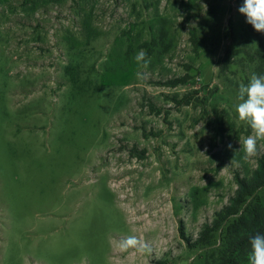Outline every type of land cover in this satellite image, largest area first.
<instances>
[{"label":"rangeland","instance_id":"374dc122","mask_svg":"<svg viewBox=\"0 0 264 264\" xmlns=\"http://www.w3.org/2000/svg\"><path fill=\"white\" fill-rule=\"evenodd\" d=\"M242 3L0 0V264L202 262L203 225L264 156L239 150L238 88L264 75Z\"/></svg>","mask_w":264,"mask_h":264},{"label":"trees","instance_id":"16d2710c","mask_svg":"<svg viewBox=\"0 0 264 264\" xmlns=\"http://www.w3.org/2000/svg\"><path fill=\"white\" fill-rule=\"evenodd\" d=\"M185 102L189 103L187 97ZM236 180L238 188L230 203L215 214L211 223L203 225L195 240L194 246L208 250L200 264H248L250 237L264 234V156L251 175H237ZM217 233L220 242L215 245Z\"/></svg>","mask_w":264,"mask_h":264},{"label":"clouds","instance_id":"9594fccd","mask_svg":"<svg viewBox=\"0 0 264 264\" xmlns=\"http://www.w3.org/2000/svg\"><path fill=\"white\" fill-rule=\"evenodd\" d=\"M238 11L246 17V22L257 32L264 33V0H243ZM134 60L138 69L142 70H147L151 63L147 52L143 49L135 54ZM136 75L137 78L144 79L146 71L138 70ZM237 99L240 101L235 105L238 119L246 123L252 132L239 141V150L243 152V159L248 160L258 155V141H264V75L253 73L247 84L241 83ZM227 147L232 149V144H228ZM249 245L248 264H264V234L257 233L251 236ZM118 249L121 252L135 249L145 254L152 251L147 243L136 236H128L121 240L118 243Z\"/></svg>","mask_w":264,"mask_h":264}]
</instances>
